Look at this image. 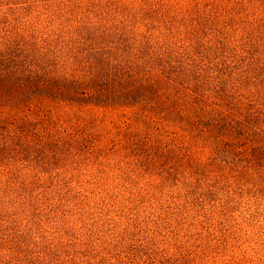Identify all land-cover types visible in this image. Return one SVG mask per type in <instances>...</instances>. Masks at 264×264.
Segmentation results:
<instances>
[{"label":"trees","instance_id":"1","mask_svg":"<svg viewBox=\"0 0 264 264\" xmlns=\"http://www.w3.org/2000/svg\"><path fill=\"white\" fill-rule=\"evenodd\" d=\"M91 8L81 1L68 12L85 18L93 13ZM148 29V25L132 28L130 37L136 39L132 47L120 46L122 38L111 43L96 39L99 44H88L87 53H102L103 64L111 65L110 79L95 69L99 65L91 54L73 55L76 49L64 56L63 66L58 68L57 72L65 75L52 76L43 68V58L28 59L35 52L45 54L49 43L40 45L36 40L19 45L14 39L4 40L0 51L12 48L17 53L0 52V106L12 114L30 110L42 105V96L37 97L42 93L44 101L54 97L68 101L73 108L92 104L121 115L139 113L135 121L127 118L124 127L132 136L125 134L123 143L143 151L134 157L122 152L114 161L132 175L145 177L154 191L161 189L164 215L173 223L180 217L189 221L195 211L198 219L213 221L228 213L233 198L238 200L253 191L263 197L264 25L246 27L241 37H235L261 40L242 44L243 48L237 45L231 57L240 60V65L235 62L226 72L204 64V56L187 54L183 58L177 43L171 61L150 51L143 54L141 38ZM109 30L114 28L105 26L104 31ZM228 30L240 33L235 27ZM199 31L200 38L208 33L207 29ZM220 34L215 31L211 39ZM193 35L194 29L188 26L180 34L183 39H193ZM151 38L156 39L154 34ZM120 51L123 56L117 55ZM83 59L87 63L82 70ZM67 72L74 74L72 79ZM78 73L81 75L76 77ZM21 121L31 123L25 116L20 120L0 116V264H124L112 250L117 237L104 231L106 221L96 218L104 224L95 231L92 225H84L83 219L68 220L62 213L59 186L53 177H47L51 159L44 158L43 145L32 142L38 136L41 142L49 135L56 137L47 129L25 133L17 125ZM135 127L145 132L140 139ZM141 141L147 144L146 149H141ZM36 147L43 152L35 156ZM56 152L47 154L52 158ZM27 155L33 156L27 159ZM212 201L215 204L211 205ZM197 228L204 230L201 222ZM146 258L145 264H153Z\"/></svg>","mask_w":264,"mask_h":264},{"label":"rangeland","instance_id":"2","mask_svg":"<svg viewBox=\"0 0 264 264\" xmlns=\"http://www.w3.org/2000/svg\"><path fill=\"white\" fill-rule=\"evenodd\" d=\"M81 1L86 7H93V13L85 18L71 16L68 8L72 10ZM137 25L149 26L141 38L143 54L150 51L157 54L155 57L159 54L171 61L177 43L183 49L180 50L183 58L187 54L204 56V64L226 72L235 62L240 65V60L231 57L237 52V45L241 44V48L242 44L261 40L235 37H241L246 27L264 25V0H0V44L10 39L19 45L36 40L40 45L49 43L45 54L35 52L28 59L30 62L43 58V68L57 77L65 75L57 72L63 66L64 56L76 49L73 55L91 54V59L99 65L95 69L110 79L111 65L103 64L102 53L98 56L87 53L88 44H99L96 39L111 43L122 38L120 46L132 47L136 39L130 37V32ZM105 26L114 31L106 33ZM185 26L194 29L193 39L181 38ZM197 27L207 29L208 33L198 37L201 31ZM230 27L240 29V33L228 30ZM217 30L221 31L218 39H211ZM153 34L156 39L151 38ZM3 50L2 54L17 53L12 48ZM121 54V51L117 53ZM86 60L81 62L82 70ZM67 73L72 79L74 74ZM43 96L37 94L42 105L20 113L12 114L0 106V116L19 120L25 116L31 123L17 124L25 133L47 129L55 135L56 138L49 135L43 142L38 136L32 142L43 145L44 158L51 159L47 177H53L59 186L58 198L64 200L59 203L62 213L68 220L83 219L84 225H92L95 231L104 224L96 218L106 221L104 231L117 237L112 250L118 260L124 264L132 261L145 264L149 256L153 264H264V196L253 191L238 200L233 198L228 213L213 221L205 217L198 219L196 211L187 222L183 217L175 223L168 221L161 189L154 191L145 177L132 175L114 161L122 152L134 157L143 151L123 143L125 134L132 136L131 130L124 127L127 118L135 121L140 114L121 115L92 104L83 107L76 104L73 108L67 105L68 101L54 97L44 101ZM28 101L32 100L28 98ZM133 131L139 139L145 135L136 127ZM140 143L141 149H146L145 141ZM47 151L57 152L51 158ZM42 152L38 148L33 155ZM33 155H27V159ZM197 220L204 230L197 228Z\"/></svg>","mask_w":264,"mask_h":264}]
</instances>
